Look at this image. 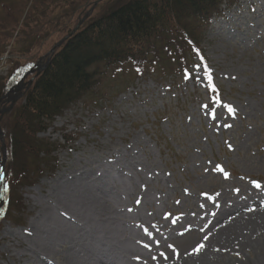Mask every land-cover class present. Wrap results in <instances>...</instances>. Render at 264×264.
<instances>
[{
	"label": "rangeland",
	"instance_id": "rangeland-1",
	"mask_svg": "<svg viewBox=\"0 0 264 264\" xmlns=\"http://www.w3.org/2000/svg\"><path fill=\"white\" fill-rule=\"evenodd\" d=\"M34 1L0 3V76L11 48L29 71L0 101L4 144L67 28L121 0ZM224 1L184 76L109 71L37 133L59 144L18 184L0 154V264H264V0Z\"/></svg>",
	"mask_w": 264,
	"mask_h": 264
},
{
	"label": "trees",
	"instance_id": "trees-1",
	"mask_svg": "<svg viewBox=\"0 0 264 264\" xmlns=\"http://www.w3.org/2000/svg\"><path fill=\"white\" fill-rule=\"evenodd\" d=\"M38 1L61 4V0L34 2ZM220 1L121 0L117 6L103 9L95 18L90 16L86 24L48 55L45 68L36 75L31 87L23 91L22 98L8 115L2 129L7 141L5 144L0 141V154L6 150L5 171L10 179L13 176L12 183L18 184L19 177L21 181L28 179L27 170L30 171L29 166H34L37 158L41 159L40 152H51L48 146L55 147V143L47 145L36 138L37 133L47 130L71 103L90 97L106 70L125 65L142 68L147 63L164 66L175 60L186 65L187 55L194 49L202 50L200 44L211 16L221 12ZM225 1L231 5L238 0ZM0 3L5 5L3 0ZM15 31L8 33L9 40L12 39L10 47L19 38ZM66 31L70 33L71 28ZM12 51L11 48L6 53L11 71L5 77L0 76L1 103L5 100L2 96L27 72L22 71L27 63H21L23 58L11 56ZM0 55L4 56L1 52ZM37 172L33 170L32 175L36 176Z\"/></svg>",
	"mask_w": 264,
	"mask_h": 264
},
{
	"label": "bare ground",
	"instance_id": "bare-ground-1",
	"mask_svg": "<svg viewBox=\"0 0 264 264\" xmlns=\"http://www.w3.org/2000/svg\"><path fill=\"white\" fill-rule=\"evenodd\" d=\"M238 1H240V0H238ZM213 18H215V17H212V19L211 20H213ZM261 200V205L260 206H258V207H254V211H260V210H264V198H260L259 200H257L256 202H258V201H260ZM247 207V206H246ZM248 210V208H245L244 209V212H248L247 211ZM249 213H252L251 211L249 212Z\"/></svg>",
	"mask_w": 264,
	"mask_h": 264
},
{
	"label": "snow or ice",
	"instance_id": "snow-or-ice-1",
	"mask_svg": "<svg viewBox=\"0 0 264 264\" xmlns=\"http://www.w3.org/2000/svg\"><path fill=\"white\" fill-rule=\"evenodd\" d=\"M257 187H259V185H257Z\"/></svg>",
	"mask_w": 264,
	"mask_h": 264
}]
</instances>
